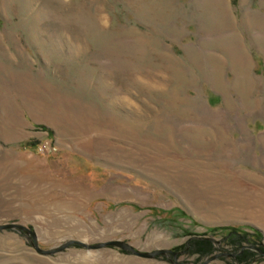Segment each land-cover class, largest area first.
<instances>
[{"label": "rangeland", "instance_id": "rangeland-1", "mask_svg": "<svg viewBox=\"0 0 264 264\" xmlns=\"http://www.w3.org/2000/svg\"><path fill=\"white\" fill-rule=\"evenodd\" d=\"M8 221L43 248L120 238L182 250L181 264L243 248L264 264L224 237L251 225L264 245V0H0ZM190 237L213 250L183 251ZM170 259L78 244L40 254L0 229V264Z\"/></svg>", "mask_w": 264, "mask_h": 264}, {"label": "water", "instance_id": "water-1", "mask_svg": "<svg viewBox=\"0 0 264 264\" xmlns=\"http://www.w3.org/2000/svg\"><path fill=\"white\" fill-rule=\"evenodd\" d=\"M6 228L16 229L17 231H23L27 235L33 249L40 254H52L54 252H57V251L64 249L65 247H67L70 244H78L82 247L92 248V249L100 248L102 246H115V247H118L124 251L130 252L134 255H137L140 257H145V258L153 257V256L158 255V254L159 255L170 254L171 255L170 260L173 264H181V263L177 262V260H176V256H177V254H179L181 252V250H174V249L169 248V247H156V248H153L150 250H139V249H136L135 247H133L127 241L120 239V238H110V239L97 241L94 243H87V242H84V241L77 239V238H68V239L60 242L59 244H56V245L51 246V247L43 248V247H40L37 243L36 232L33 229V227L27 226V225H24L20 222H15V221H8V222L0 223V229H6ZM242 247L243 246L241 245L239 247V249L237 250V252L240 251L242 249ZM255 249L259 252L260 256L264 257V249H260L259 247H256V246H255ZM220 254L233 256L234 254H236V252L222 251V252L211 253L208 256H206L205 258H203L202 260H199L198 262H195L192 264H206L211 259L215 258L216 256H218Z\"/></svg>", "mask_w": 264, "mask_h": 264}, {"label": "trees", "instance_id": "trees-1", "mask_svg": "<svg viewBox=\"0 0 264 264\" xmlns=\"http://www.w3.org/2000/svg\"><path fill=\"white\" fill-rule=\"evenodd\" d=\"M251 229V233L242 232L236 229V226H232L233 228L229 230L228 233L225 234L224 237H230V243L232 245V249L234 251L238 250L240 247V241L245 240L250 244H254L256 247L264 249V245L260 243L261 239V232L259 229L255 228L254 226L247 225ZM255 236V237H253ZM224 239V238H223ZM222 241V240H220ZM254 246V247H255ZM192 248L191 250L189 248ZM214 246L212 245V240L206 237H193L188 238L185 243L182 245L183 251H197L201 254L210 253L213 250ZM174 249V248H172ZM232 250V251H233ZM257 253V252H256ZM252 250L243 248L239 253L235 254L234 256H222L223 263L222 264H246L248 261L252 260L255 254Z\"/></svg>", "mask_w": 264, "mask_h": 264}, {"label": "built area", "instance_id": "built-area-1", "mask_svg": "<svg viewBox=\"0 0 264 264\" xmlns=\"http://www.w3.org/2000/svg\"><path fill=\"white\" fill-rule=\"evenodd\" d=\"M39 148H41V147H39Z\"/></svg>", "mask_w": 264, "mask_h": 264}, {"label": "flooded vegetation", "instance_id": "flooded-vegetation-1", "mask_svg": "<svg viewBox=\"0 0 264 264\" xmlns=\"http://www.w3.org/2000/svg\"><path fill=\"white\" fill-rule=\"evenodd\" d=\"M182 251V250H181Z\"/></svg>", "mask_w": 264, "mask_h": 264}]
</instances>
